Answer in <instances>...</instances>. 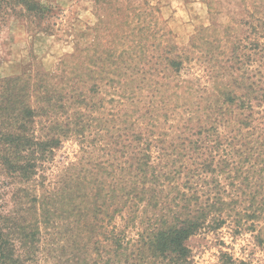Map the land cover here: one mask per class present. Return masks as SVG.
<instances>
[{
    "label": "trees",
    "instance_id": "trees-1",
    "mask_svg": "<svg viewBox=\"0 0 264 264\" xmlns=\"http://www.w3.org/2000/svg\"><path fill=\"white\" fill-rule=\"evenodd\" d=\"M259 8L225 30V51L200 32L187 53L172 41L163 47L162 38L151 55H142L141 45L130 48L106 80L88 49L70 54L56 74L0 76V176L29 184L24 212L40 211L32 221L0 207V264H37L39 253L58 252V239L42 238L46 230L55 234L58 205L63 238L72 239L59 251L66 264H188L187 241L222 228L232 238L250 234L264 253ZM48 13L35 0H0V24L33 23ZM239 27L247 28L245 39L233 35ZM194 59L204 66V85L182 78ZM67 140L78 146L75 161L59 186L42 188L38 167ZM218 264L250 263L219 251Z\"/></svg>",
    "mask_w": 264,
    "mask_h": 264
},
{
    "label": "rangeland",
    "instance_id": "rangeland-1",
    "mask_svg": "<svg viewBox=\"0 0 264 264\" xmlns=\"http://www.w3.org/2000/svg\"><path fill=\"white\" fill-rule=\"evenodd\" d=\"M35 1L49 9L45 17L37 20L31 18L33 23L9 19L0 24V76L22 72L32 74L36 70L56 74L70 54L88 49L91 64H95L106 80V72L115 68L116 58L130 48L141 45L145 47L141 54L151 55L159 38H162L163 47L172 41L179 54L187 53L194 45V36L200 32L207 43L214 42L213 46L225 51L222 47L225 30L236 27L239 21L247 20L254 4L264 10V0ZM233 35L245 39L248 36L247 28L239 27ZM81 61L83 58L79 56ZM69 64L72 65L71 62ZM181 73L183 79L198 78L201 85L206 84L204 66L195 59L185 63ZM77 154L75 141L63 142L53 151L51 158L38 167L37 176H43L42 179L37 178L38 184L42 188L59 186L58 179L64 168L75 161ZM26 190H32L29 184L14 185L9 178L0 176V207L3 214L17 211L18 215L25 214L28 220L36 218L35 215L40 213L37 206L33 208L34 211H29L31 217L24 212L25 208L28 210L30 207L25 197ZM39 190L33 193L34 196L39 194ZM17 194L19 199L15 197ZM23 195L24 198L20 197ZM58 207L59 213L53 212L55 234H52V230L51 233L46 230L42 235L47 242L58 239L55 241L58 252H53L51 257L39 253L36 255L39 260L37 264H66V255L61 257L64 253L59 251L71 247L69 234L74 231L69 228V242L66 243L63 238L66 228L63 226L62 210ZM227 232L226 228H222L218 234L215 232L190 238L185 244L190 250L188 264H218L219 251L228 252L234 258L250 264L264 263V253L254 247L250 234L232 238ZM219 243L225 244L224 247Z\"/></svg>",
    "mask_w": 264,
    "mask_h": 264
}]
</instances>
